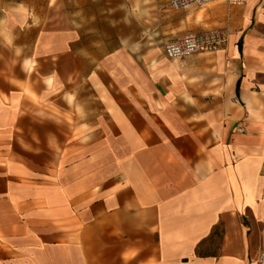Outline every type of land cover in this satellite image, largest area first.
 <instances>
[{
    "label": "crops",
    "instance_id": "1",
    "mask_svg": "<svg viewBox=\"0 0 264 264\" xmlns=\"http://www.w3.org/2000/svg\"><path fill=\"white\" fill-rule=\"evenodd\" d=\"M192 33L223 48L168 59ZM11 118L29 146L0 155L28 156L30 181L0 210V264H262L260 0H0L3 131Z\"/></svg>",
    "mask_w": 264,
    "mask_h": 264
},
{
    "label": "rangeland",
    "instance_id": "2",
    "mask_svg": "<svg viewBox=\"0 0 264 264\" xmlns=\"http://www.w3.org/2000/svg\"><path fill=\"white\" fill-rule=\"evenodd\" d=\"M13 118L10 119V122L5 125L4 131L3 126H0V135H2L0 140V147L6 149L7 151H12V148L17 145L18 147H28L29 139L25 137L23 130L19 132L20 125H18V130H15V125L13 122ZM22 127L26 126L24 124ZM18 136V139L14 140V135ZM22 167L20 169H16L13 164V156L12 155H0V210L5 212V214L11 213L8 207V202H6L11 195H13V190L15 188L14 185L18 183H25L28 185L30 181V171L26 163L28 164V156H22ZM242 224L244 226L247 225V221L245 218L242 219ZM223 229L222 227H218L215 230L213 236L209 239V241L199 250L200 255H212L217 256L219 253V245L222 242Z\"/></svg>",
    "mask_w": 264,
    "mask_h": 264
},
{
    "label": "built area",
    "instance_id": "3",
    "mask_svg": "<svg viewBox=\"0 0 264 264\" xmlns=\"http://www.w3.org/2000/svg\"><path fill=\"white\" fill-rule=\"evenodd\" d=\"M212 0H170V5L176 10L185 9L188 7H201ZM227 5L243 6L248 0H225ZM264 8V0H260ZM224 40L218 35L208 34H188L174 42L166 45L164 53L168 59L177 60L184 59L201 52H217L223 48ZM259 261L264 264V254L259 258Z\"/></svg>",
    "mask_w": 264,
    "mask_h": 264
},
{
    "label": "bare ground",
    "instance_id": "4",
    "mask_svg": "<svg viewBox=\"0 0 264 264\" xmlns=\"http://www.w3.org/2000/svg\"><path fill=\"white\" fill-rule=\"evenodd\" d=\"M240 237H241V228L238 224V221L234 213H232L231 219L228 224L225 242L226 244H232L235 240L240 239Z\"/></svg>",
    "mask_w": 264,
    "mask_h": 264
}]
</instances>
